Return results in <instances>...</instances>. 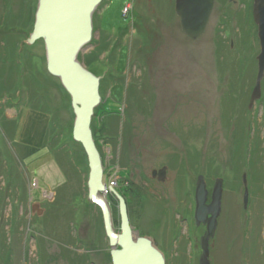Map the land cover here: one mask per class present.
I'll list each match as a JSON object with an SVG mask.
<instances>
[{
	"label": "rangeland",
	"instance_id": "1",
	"mask_svg": "<svg viewBox=\"0 0 264 264\" xmlns=\"http://www.w3.org/2000/svg\"><path fill=\"white\" fill-rule=\"evenodd\" d=\"M37 3L0 0V264H112L104 213L88 198L89 172L80 147L72 145L76 164L68 166V182L45 196L37 168L42 160L24 154L16 135L20 120L9 122L6 115L14 108H41L52 116L51 141L64 143L73 132L71 98L46 72L44 41L30 50L43 83L33 101L7 47L13 23L25 27L16 34L17 43H27ZM253 5V0H216L197 39L184 32L176 0H104L94 15V39L103 38L108 49L88 66L103 80L106 107L98 109L95 123L104 182L126 199L134 228L161 241L163 226L173 228L184 215L176 210L181 173L174 165L185 163L183 187L193 201L199 175L211 185L223 178L212 264H264V79L262 96L251 107L261 51ZM16 57L24 63V56ZM151 104L157 121L149 114ZM155 124L169 126V133L155 130ZM163 166L169 168L168 179L159 183L152 171ZM110 193L101 197L119 231ZM193 222L198 236L201 229ZM199 256L200 249L188 242L182 262L198 264Z\"/></svg>",
	"mask_w": 264,
	"mask_h": 264
},
{
	"label": "water",
	"instance_id": "2",
	"mask_svg": "<svg viewBox=\"0 0 264 264\" xmlns=\"http://www.w3.org/2000/svg\"><path fill=\"white\" fill-rule=\"evenodd\" d=\"M103 0H38L35 23L27 43L33 45L43 40L45 45L47 71L58 78L71 98L75 115L73 140L80 143L87 155L89 177L88 198L99 205L104 213L107 235L110 240L112 264H166V258L158 243L150 236H144L134 229L124 196L114 185L104 182L105 166L94 137L92 122L96 109L102 102L101 79L80 60L93 46L94 14ZM215 0H176V11L181 17L184 32L197 39L206 29ZM253 17L258 26L261 51L258 55L259 71L251 95L250 106L262 96L264 79V0H254ZM168 168L154 170L159 180H167ZM244 206L248 208L250 191L244 176ZM111 192L119 201L120 229L115 230L112 212L98 196ZM209 189L206 177L199 175L196 183V225H207L202 238L200 264L210 263L209 239L214 236L218 218L222 211L224 179L217 178L208 203ZM109 209V211H107ZM112 219V223L109 220ZM113 227V229H112Z\"/></svg>",
	"mask_w": 264,
	"mask_h": 264
},
{
	"label": "crops",
	"instance_id": "3",
	"mask_svg": "<svg viewBox=\"0 0 264 264\" xmlns=\"http://www.w3.org/2000/svg\"><path fill=\"white\" fill-rule=\"evenodd\" d=\"M6 115L9 122L20 120L22 130L16 132V135L18 134V140H20L18 143L24 154L26 156L35 155L37 159L42 160L37 164V168L45 184L44 195L52 194L54 189L65 185L70 179L68 166L72 165L69 164L66 153H63L60 148L53 149L46 145V138L52 123L50 112L24 106L20 109L14 108ZM35 182L39 187V178H36Z\"/></svg>",
	"mask_w": 264,
	"mask_h": 264
},
{
	"label": "flooded vegetation",
	"instance_id": "4",
	"mask_svg": "<svg viewBox=\"0 0 264 264\" xmlns=\"http://www.w3.org/2000/svg\"><path fill=\"white\" fill-rule=\"evenodd\" d=\"M94 25H96L95 24V17H94ZM95 29H96V26H95ZM258 71H259V66H258ZM257 75H258V72H257ZM102 81H101V95H102V88H103L102 87ZM103 100H104V98H103ZM149 108H151L150 109V112L148 111L149 114L152 115V118L153 119L155 118L156 121H157V116L155 115V113H156V107L153 106V104H151V106H149ZM154 123H155V121H154ZM153 128L155 130H159V131L162 128V130H166L167 133H169V130H170L169 129L170 128L169 126H168V129L169 130H168L167 127L165 129H164L163 126L160 128L156 124H155V126H153ZM161 142L164 143V141H162V140H161ZM164 167H167L168 168V166H163V167H160V168L154 169V170H161ZM174 167H178L179 172L181 173V175H180L181 180L179 181L180 183H179V190H178V192H179V196H182V197H180L179 198V201H178L180 207L176 208V210L179 213L180 212L181 213L183 212L184 215H182L183 217H181V221L174 220V222H173V228H171L169 225L163 226L164 228H163V235L161 237V241L160 240H157L154 237H152V238L157 241L159 248L163 251V253L165 255V258H166V264H170L172 262V261H170L171 260V257L174 260H176V261H181L178 264H183L182 261H186L185 260V256H186V247H188V242L193 243L198 249H200V256L197 259L198 264H200V258H201V255H202V238L204 237L205 233L207 232V226L204 225V224H200L199 226H197L196 225V222H195V209H196L195 192H196V184H195V186L193 185L194 186V193H193V195H194V201H193L192 200V192L190 193V191H188L189 188L187 186H186V188L183 187V182L182 181H184V179H185L184 178V173H185V168H186L185 163L184 162H182V164H178L177 163V164L174 165ZM154 170L152 171V178H153V180H156L159 183H161V181L159 180V174H157V176H155V177L153 176ZM168 172H169V168H168ZM204 177H206V175H204ZM167 179H168V173H167ZM206 180H207V183H208L209 181H208V178L207 177H206ZM214 184H215V182H214ZM214 184L211 185V184L208 183V189L210 191L208 203L211 202V193H212ZM225 188L226 187H225V182H224L223 199H224V194H225ZM188 192L190 193L189 195H187ZM223 199H222V211H221L220 217L218 218V226H217V229L215 231V235L212 236L209 239V249H210L209 258H210V263L211 264H212V258H213V256H212L213 255L212 254V252H213L212 249H213V247L216 246V243H217V235H218V230H219V220H220V218H221V216L223 214ZM192 209H194L193 213H192ZM192 222L194 223V225H196L197 227H199V229H201V232L199 233L198 236L193 231V227L191 225ZM182 225H186L188 227V230L185 231V232H183L182 231V229H183L182 228L183 227ZM144 236H148V235H144ZM213 242H214V244H213ZM109 244H110V240H109ZM111 260H112V257H111ZM173 264H175V263H173Z\"/></svg>",
	"mask_w": 264,
	"mask_h": 264
},
{
	"label": "trees",
	"instance_id": "5",
	"mask_svg": "<svg viewBox=\"0 0 264 264\" xmlns=\"http://www.w3.org/2000/svg\"><path fill=\"white\" fill-rule=\"evenodd\" d=\"M37 6H38V3L36 5V7L34 8V10L32 11L33 12L34 22H35V13H36V10H37ZM25 12L27 13L26 9H25ZM9 28H10L9 31H8L9 34H8V37H7V40H6V43L8 44L7 47H8V50H9L11 56L16 58L15 59L16 63H14V65H18L19 68L21 67V69H22V72L24 74V77H25L26 82H27L28 87H29V91H30L29 93L32 94V95H30V100L33 101L34 99H37L36 94H38V93L34 94L35 90H38L39 88L43 87L42 81L34 73L35 71H34V67H33L32 58H30V52H32L30 50L33 47V45H29L26 42L23 43L22 45L19 44V42L17 43V39H19V35H16V34L20 33L22 30L25 31L24 30L25 27H22V25L13 23L12 26H9ZM29 34H31V33L27 32V38L29 37ZM92 43H93L94 49L92 51H90V52H87V53H84V54L80 55V59L87 65V67L90 64H92L94 61L99 60V55L102 52H104L105 50L106 51L108 50L107 49V45L104 44L105 42H104L103 38H101V39L95 38ZM116 49L117 48H115V54L117 52ZM17 53H18V56L19 55L24 56V63H22L19 60V58L16 57ZM44 60L46 62V56H44ZM115 61L113 60L114 64H115ZM46 72L49 74V72L47 71V68H46ZM108 73H111V72H108ZM49 76H51V75L49 74ZM51 78H53V77L51 76ZM56 80L58 81V83L60 85V88L68 94V92L62 86L60 80L59 79H56ZM68 96L70 97L69 94H68ZM105 103H107V102H105ZM102 107L104 109V107H106V104L103 106V103H102L96 109L95 116H94V119H93V122H92V129H93L94 137H95L96 144H97L98 149L100 150L101 154H102V151H101V147L99 145L98 126L95 123V120H96V118L98 116V113H97L98 109L100 110V109H102ZM34 109H38V108H34ZM105 110L107 111V109H105ZM50 143L53 144V145H50ZM46 145L49 146L50 148H53V149L60 148V150L63 153H66V156H68V158H69L68 162L71 165H75L76 164L75 163V159H74L75 153H73L74 151L72 150V145H78L80 147V152L82 153V156L84 158L85 166L87 167L86 171H87V173L89 172L88 158H87V155L85 153V150H84L83 146L80 143H77V142H75L73 140V135H71V138L68 141H66L64 143H60L59 141H56L55 139H53L51 141L50 140V133H48L47 138H46ZM79 163L80 162H78V166L77 167H81L79 165ZM82 170H84V168H82ZM110 196H111L112 201H113V203H112V211H113L114 218L120 220L119 201H118V199L116 198V196L114 194L110 193ZM92 205L95 206L94 203H92ZM103 224H104V222H103Z\"/></svg>",
	"mask_w": 264,
	"mask_h": 264
},
{
	"label": "bare ground",
	"instance_id": "6",
	"mask_svg": "<svg viewBox=\"0 0 264 264\" xmlns=\"http://www.w3.org/2000/svg\"><path fill=\"white\" fill-rule=\"evenodd\" d=\"M104 1V0H103ZM102 1V2H103ZM216 1V0H215ZM102 2H101V4H102ZM101 4L99 5V7L101 6ZM215 6V5H214ZM99 7L97 8V10L99 9ZM175 9H176V6H175ZM214 9V8H213ZM96 10V11H97ZM96 11H95V13H96ZM177 12V11H176ZM178 14V13H177ZM95 15V14H94ZM179 16V15H178ZM95 17V16H94ZM180 17V16H179ZM180 20H181V17H180ZM182 25V24H181ZM205 31V30H204ZM204 33V32H203ZM96 75V74H95ZM102 80V79H101ZM102 102H103V100H102ZM101 102V103H102ZM95 116V115H94ZM94 119V118H93ZM98 201L100 202V203H105L106 204V206H107V208H109L108 207V204L105 202V200L104 199H102V197H101V195L100 196H98ZM208 201H209V199H208ZM107 211H109V209H107ZM109 223L111 224L112 223V219H110L109 220ZM205 225V224H204ZM207 226V225H206ZM218 226V225H217ZM112 229H113V227H112ZM217 229V228H216ZM215 235V234H214Z\"/></svg>",
	"mask_w": 264,
	"mask_h": 264
}]
</instances>
